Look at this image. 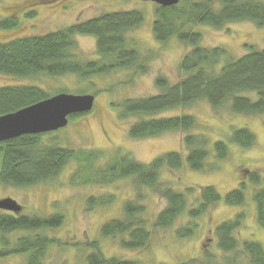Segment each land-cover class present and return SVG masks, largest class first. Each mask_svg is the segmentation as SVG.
<instances>
[{
  "label": "trees",
  "instance_id": "1",
  "mask_svg": "<svg viewBox=\"0 0 264 264\" xmlns=\"http://www.w3.org/2000/svg\"><path fill=\"white\" fill-rule=\"evenodd\" d=\"M36 13V9L31 10L26 16L33 18ZM155 16L153 32L158 42L165 45L176 38L190 48L180 62V70L185 75L176 83H170L163 76L157 78L156 86L161 91L143 98L124 100L121 103V115L144 116V119L130 128L129 134L133 138L155 137L169 131L188 132L183 138L187 155L181 151H168L151 163H143L121 151L106 165L95 170L94 165L101 158L99 152L85 153L86 158H81L79 154L75 156L73 150L61 146H39L38 135H22L4 142L1 147L3 158L0 183L14 187L25 188L51 180L74 158L78 159L82 170L88 173L86 182L110 183L120 179H134L138 191L136 200H129L125 204L123 217L110 219L101 227L103 238L119 236L121 246L127 249L144 248L151 239L152 232L144 218L146 206L142 202L143 188L157 190L167 201L153 225L160 228L170 227L184 213L195 220L206 213L210 206L222 200L217 189L206 186L200 188L197 206L187 209V193L160 184L159 180L164 167L179 170L187 164L196 172L213 169L208 159L213 157L215 163L226 159L230 154L229 143L217 141L213 150H210V141L206 135L189 134L197 125L192 114L167 117L157 115L188 107L198 101H207L215 109L228 104L230 110L237 114H264V48L250 45L246 54L234 57L223 47L203 46V33L198 30L199 25L221 29L228 23L243 20L263 27L264 0H181L172 6L157 4ZM144 19V13L139 10L111 11L45 34L0 41V73L23 78L76 75L81 79H90L119 69H130L135 74L146 73L150 58L144 57L128 40V31L140 25ZM20 23L18 16H0V29H15ZM78 35L96 37L94 60L81 62L75 56V37ZM250 94H254V97ZM48 97L49 94L39 86L0 87V116L17 112ZM83 114L71 117L73 119ZM255 139L253 132L244 127L234 130L230 143L249 148L254 145ZM247 177L250 184L257 186L253 200L257 221L264 228V176L252 171L248 172ZM248 182L242 181L239 187L227 192L224 196L225 204L244 205ZM187 190L196 189L190 187ZM112 200L110 197L104 204ZM88 202L90 206L103 203L94 197H90ZM243 218L244 212H239L215 228L218 247L232 254L225 255L222 263L206 252L202 260L194 258L181 264H264V248L260 242L246 240L240 245L235 236ZM63 223L64 215L59 212L43 216L0 210V257L25 254L27 264H45L49 250L59 242L56 238H50L46 231L57 229ZM195 227L196 224L180 227L177 234L180 237L191 236ZM16 232L24 234L15 238ZM84 248L89 252L88 255L83 263L75 264H140L133 260L107 257L99 240L95 238L84 244Z\"/></svg>",
  "mask_w": 264,
  "mask_h": 264
},
{
  "label": "rangeland",
  "instance_id": "2",
  "mask_svg": "<svg viewBox=\"0 0 264 264\" xmlns=\"http://www.w3.org/2000/svg\"><path fill=\"white\" fill-rule=\"evenodd\" d=\"M157 4L142 0H0V16H18L20 25L15 29H0V41L45 34L70 26L79 21L100 16L111 11L139 10L144 13V21L128 31V40L144 57H149L148 71L137 73L130 69H119L109 74L81 79L76 75L37 77H15L0 73V87L34 85L43 88L49 97L63 91L72 94H93L95 104L91 111L73 118L68 125L54 132H47L40 139L39 146L56 145L86 158L85 153L99 152L101 158L94 168L99 169L110 162L121 151L143 163H151L159 155L168 151H181L187 155L183 138L188 132L169 131L155 137L133 138L130 128L144 119L141 115L123 117L121 103L128 98H143L159 93L156 80L165 77L176 83L184 77L180 62L190 49L176 38L162 45L155 38L153 24ZM37 11L35 17L28 18L27 12ZM203 33L202 45L223 47L234 57L249 51V46L264 48V26L248 20L231 22L221 29L199 25ZM75 56L88 61L96 58L97 39L91 35H78ZM254 97V94H250ZM192 114L197 125L189 134H204L209 138V149L214 143L224 140L229 143L230 154L218 163L209 158L214 168L208 171H192L187 164L179 170L164 167L159 183L170 185L177 191L187 193V209L199 203L200 188L213 186L221 194L222 200L202 216L193 220L187 213L180 215L168 228L154 227L155 218L167 205V201L156 190L143 188L142 201L146 206L144 218L151 230V239L144 248L127 249L121 246L120 237L103 238L102 225L113 218L124 215V206L129 200H136L138 191L134 179L126 178L114 182H86L85 170L79 166L77 158L71 160L53 179L28 187H14L0 183V199L12 197L23 209L19 214L43 215L61 213L64 223L61 227L46 231L58 243L49 250L45 264L83 263L88 251L84 244L98 239L107 257L133 260L140 264H181L190 259H204L211 253L219 263L226 256L217 245L216 226L227 219L244 212L242 225L235 231L241 245L246 240H255L264 248V228L257 221L256 204L253 193L257 186L248 182V172L257 171L264 176V114L244 115L230 110L229 105L213 108L207 101H198L188 107L165 111L157 117ZM248 128L255 135L252 147L245 148L230 143L234 130ZM42 134V133H40ZM0 154V167H1ZM98 178L97 176L95 177ZM99 181V180H96ZM247 183V198L244 205H227L224 196ZM262 185V184H261ZM193 187L195 191L187 189ZM94 197L103 202L90 206L88 199ZM112 197L113 200L104 204ZM196 224L191 236L180 237L181 227ZM24 232L14 233V237ZM13 238V237H12ZM60 243V244H59ZM226 255V256H225ZM27 264L26 255H14L0 263ZM216 262V263H217Z\"/></svg>",
  "mask_w": 264,
  "mask_h": 264
},
{
  "label": "water",
  "instance_id": "3",
  "mask_svg": "<svg viewBox=\"0 0 264 264\" xmlns=\"http://www.w3.org/2000/svg\"><path fill=\"white\" fill-rule=\"evenodd\" d=\"M162 6H172L181 0H143ZM95 104L93 94H72L61 92L17 112L0 116V141L26 134H40L57 131L68 125L69 117L87 113ZM0 209L19 213L23 206L14 198L0 199Z\"/></svg>",
  "mask_w": 264,
  "mask_h": 264
},
{
  "label": "flooded vegetation",
  "instance_id": "4",
  "mask_svg": "<svg viewBox=\"0 0 264 264\" xmlns=\"http://www.w3.org/2000/svg\"><path fill=\"white\" fill-rule=\"evenodd\" d=\"M54 132V131H53ZM31 135H38L37 137L39 138V142H40V139H41V137L44 135V133H42V134H31ZM10 140V139H9ZM6 141H8V140H4V141H0V154H1V156H2V151H1V147H3L2 145H3V143L4 142H6ZM3 158V157H2ZM2 158H1V165H2ZM0 169H1V167H0ZM0 210H3V209H0ZM4 211H7V212H9V213H14V214H19V213H15V212H13V211H9V210H4ZM10 257H12V256H9V257H6V258H1V260H4V259H7V258H10ZM9 263H11V262H9ZM0 264H5V263H0Z\"/></svg>",
  "mask_w": 264,
  "mask_h": 264
}]
</instances>
